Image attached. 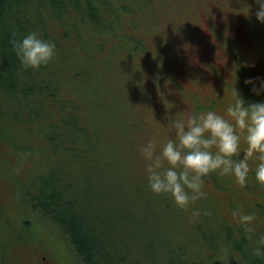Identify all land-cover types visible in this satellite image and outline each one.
<instances>
[{
    "label": "trees",
    "instance_id": "1",
    "mask_svg": "<svg viewBox=\"0 0 264 264\" xmlns=\"http://www.w3.org/2000/svg\"><path fill=\"white\" fill-rule=\"evenodd\" d=\"M117 4L128 9L125 0H0L1 134L7 133V140L26 144L16 149L9 145V152H5L3 146L7 144L0 142V155L15 158L9 166L0 163V183L8 177L13 202L28 211L26 219L20 218L25 221L22 230L17 231V222L8 224L7 210H0V264H11L7 261L9 244L16 243L17 237L25 238L24 228L34 227L29 213L36 215L40 227H52L54 234L61 233L80 264H264L252 254L258 236L264 233V187L259 185L261 201L258 210L251 212L256 220L249 240L239 221L227 219L222 203L210 193L204 191L207 208L195 201L184 210L177 207L170 194H154L148 176L143 180L135 176L138 153H125L123 148L136 133L131 136L126 132L129 115L120 102L102 99L106 91L99 79L103 67L91 62V46L103 50L109 43L102 40L98 44L90 35L91 29L100 33L120 26L125 30L124 19L128 18L114 15ZM133 22L128 20L131 27ZM263 26L256 19L264 44ZM30 32L56 45L54 59L38 69L24 68L11 43L13 38L22 39ZM132 40L135 46L144 47L140 40ZM78 52L82 61L77 60ZM72 55L78 63L70 67L66 61ZM82 89L98 96L91 102L83 98ZM251 89L249 85V101H260L261 97L264 101V95L257 96ZM95 128L100 129V136L95 138L101 145L90 138L91 132L97 133ZM35 130L46 132L49 158L59 153L45 172L37 175L20 154L40 149ZM81 138L90 143L88 149L79 146ZM44 155L38 156L39 165L45 166ZM8 167L13 172L9 173ZM26 174L33 175L35 190L34 194L26 190V205H22L15 201L11 182L24 180ZM235 184L233 192L240 187ZM248 197V203L240 202L249 207L253 198ZM214 206L220 218L218 235L207 227L209 222L193 214L198 211L203 219ZM1 228L6 229L3 234ZM58 242L61 247L64 240ZM220 248L224 254L217 257ZM191 255L197 256V261H190Z\"/></svg>",
    "mask_w": 264,
    "mask_h": 264
},
{
    "label": "rangeland",
    "instance_id": "2",
    "mask_svg": "<svg viewBox=\"0 0 264 264\" xmlns=\"http://www.w3.org/2000/svg\"><path fill=\"white\" fill-rule=\"evenodd\" d=\"M125 2L128 9L123 10L120 5H114L117 13L114 15H118L120 19H124L125 15L128 20L135 21L133 25L136 28L131 27L128 20L124 19L125 30L120 26H117L115 31L106 30L100 33H97L96 29H91L90 35L96 38L98 44H101L102 40L105 43L109 42L108 48L103 50L91 46V62L96 65L100 63L103 67V73L99 75L100 82L106 87L102 99L107 102L119 101L129 115L125 130L131 136L135 133L136 135L132 141L127 142L123 150L125 153L128 150L138 153V161L133 172L137 178L143 180V177L148 176L147 168L150 161L144 157L141 148L154 141L156 143L154 155H159L162 146L169 139L178 143L173 121L186 120L191 114L208 110L225 114L227 105L232 101L231 90L236 83L241 94L248 100L249 85L244 81L249 79L250 75L251 78H264V44L256 28L254 15L257 10L256 0H125ZM263 28L264 26L261 27ZM262 31L264 32V29ZM132 39L140 40L144 47L135 46ZM119 57L123 59L118 60ZM77 60H83L80 52L77 53ZM77 60L75 55H72L66 64L71 67L78 63ZM245 64L255 66L245 67ZM80 93L91 102L98 96L92 95L86 89H82ZM260 101H263L262 97ZM105 109L108 110V106H105ZM95 129L97 133L91 132L90 138L101 145L99 138H95L97 135L100 136V129ZM2 132L3 129L0 128V142L7 144L3 146L5 152H9V145L15 149L19 145L26 146L19 140H7L9 136L7 133L1 134ZM34 133L40 143V149L25 150L20 154L25 155L22 158L25 159L24 164L29 168L33 167L37 175L44 173L59 153L49 158L50 148L45 137L46 132L35 130ZM78 143L85 149L90 146V143L82 138ZM241 147L243 149L244 145ZM43 154H45L43 158H46L45 166L39 165L36 161L39 159L38 156ZM14 161L13 156L0 155L2 165L9 166ZM257 163L255 160L249 161L247 185L240 186L241 190L237 188L234 192L235 181L231 177L212 173L203 178L202 190L215 196L216 200L222 203L223 215L232 222L239 221L233 216V209L237 206L242 205V211L246 213L258 210L257 205L261 201L260 188L255 176L251 174L255 173ZM8 171L13 172L10 167ZM26 172L25 167L24 173ZM32 176L26 174L24 180L16 182L10 177L13 180L11 186L15 201L22 205H26L24 199H27L25 193L27 189L34 194ZM8 180V177H5L0 183V210H7L5 213L7 223L9 224L11 220L17 222L16 227L19 231L25 222L21 219H26L28 211L13 202ZM243 191L253 198L249 207L240 202L248 203L250 200ZM206 200L208 199L202 198L197 201L206 206ZM209 213L203 219L201 214L196 218L209 222L206 224L207 227L215 230L214 233L218 235L217 220L220 218L217 206L209 210ZM29 220L34 227L24 228L25 232L22 234H25V238L17 237L16 243L9 244L8 262L80 264L61 233L54 234L52 227H40L36 215L33 217L31 213ZM3 223L7 225L5 220ZM4 230L6 229L1 228L2 234ZM59 240L60 242L64 240L61 247ZM223 254V248L217 250V257H222ZM190 261H197V256L191 255Z\"/></svg>",
    "mask_w": 264,
    "mask_h": 264
},
{
    "label": "clouds",
    "instance_id": "3",
    "mask_svg": "<svg viewBox=\"0 0 264 264\" xmlns=\"http://www.w3.org/2000/svg\"><path fill=\"white\" fill-rule=\"evenodd\" d=\"M256 4L258 8L254 15L264 23V0H256ZM11 43L26 69L47 65L56 55L55 43L41 39L36 32H30L22 39L13 38ZM244 83L252 85L251 91L255 95H264V78H249ZM231 96L232 101L225 114L208 110L191 114L186 120L173 121L178 143L169 139L159 155H154V141L141 148L144 157L150 161L148 184L154 194H170L178 208L187 210L191 203L207 197L202 190L203 178L212 173L231 177L235 183L245 187L250 160L258 162L255 179L264 187V101L247 100L236 85ZM165 162L168 167H165ZM242 208V205L234 208L233 216L238 218L251 240L254 233L251 225L256 214L246 213ZM193 214L200 215L198 211ZM256 245L252 254L264 260V233L258 236Z\"/></svg>",
    "mask_w": 264,
    "mask_h": 264
}]
</instances>
